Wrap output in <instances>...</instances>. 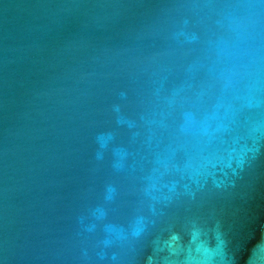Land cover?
Listing matches in <instances>:
<instances>
[{
    "label": "water",
    "instance_id": "obj_1",
    "mask_svg": "<svg viewBox=\"0 0 264 264\" xmlns=\"http://www.w3.org/2000/svg\"><path fill=\"white\" fill-rule=\"evenodd\" d=\"M0 264H264V0H0Z\"/></svg>",
    "mask_w": 264,
    "mask_h": 264
}]
</instances>
